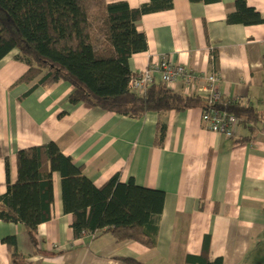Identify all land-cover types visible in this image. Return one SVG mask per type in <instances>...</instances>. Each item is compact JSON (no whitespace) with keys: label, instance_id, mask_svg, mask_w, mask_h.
<instances>
[{"label":"crops","instance_id":"crops-1","mask_svg":"<svg viewBox=\"0 0 264 264\" xmlns=\"http://www.w3.org/2000/svg\"><path fill=\"white\" fill-rule=\"evenodd\" d=\"M108 1L132 8L154 3ZM235 1L173 0L171 9L143 15L137 28L148 48L129 60L132 73L165 57L200 74L216 72L221 103L258 113L254 123L238 118L230 137L206 129L202 108L132 117L73 105L74 87L63 81L24 97L34 84H14L28 66L16 59L17 50L0 62V195L7 191L8 163L10 182L18 179V152L51 142L98 188L117 175L120 183L133 180L165 194L151 224L156 230L148 233L151 247L111 233L76 238L55 172L52 219L38 227L37 248L22 223L0 219V264H14L12 247L3 242L9 237L17 238L18 264H203L217 258L245 264L264 250V23L230 22ZM247 4L264 18V0ZM154 79L164 84L159 73ZM169 88L188 95L182 81ZM159 125L166 127L162 145Z\"/></svg>","mask_w":264,"mask_h":264},{"label":"trees","instance_id":"trees-1","mask_svg":"<svg viewBox=\"0 0 264 264\" xmlns=\"http://www.w3.org/2000/svg\"><path fill=\"white\" fill-rule=\"evenodd\" d=\"M172 7L173 0H154L140 8L108 0H0V62L13 51L19 52L16 59L28 70L14 86L34 84L24 97L63 81L74 87L69 96L71 104L84 103L124 116L203 109V97L172 91L165 84L153 83L144 93L129 88V60L148 48L137 23L145 14ZM235 7L230 22L248 26L264 23L247 0H236ZM219 108L247 123L257 120L258 113L252 108L223 102ZM165 135L166 127L159 125L158 144H163ZM7 166L8 186L0 195V219L22 223L36 248L38 227L52 219L55 172L62 177L64 208L74 216L76 238L91 232L111 233L120 241L132 239L153 246L148 233L155 232L151 224L163 211V192L138 187L133 180L120 183L117 175L98 188L84 176L83 168L53 142L18 152L15 183L9 180V163ZM3 242L12 247L14 264H18L21 256L16 252L17 238ZM123 260L142 264L134 259ZM203 264H223V259H207Z\"/></svg>","mask_w":264,"mask_h":264},{"label":"built area","instance_id":"built-area-1","mask_svg":"<svg viewBox=\"0 0 264 264\" xmlns=\"http://www.w3.org/2000/svg\"><path fill=\"white\" fill-rule=\"evenodd\" d=\"M159 73L163 83L169 88L178 81H182L187 94H196L206 99V107L202 109V121L208 131L230 137L232 128L238 122V118L219 108L222 94L219 90L220 77L213 74H200L194 69L174 63L168 57L159 63H153L141 72L132 73L129 88L133 91L144 93L153 83L155 74ZM201 86L198 88V83Z\"/></svg>","mask_w":264,"mask_h":264},{"label":"rangeland","instance_id":"rangeland-1","mask_svg":"<svg viewBox=\"0 0 264 264\" xmlns=\"http://www.w3.org/2000/svg\"><path fill=\"white\" fill-rule=\"evenodd\" d=\"M15 53H19V52L15 51ZM245 264H264V250L259 249L254 251L251 258L248 261H246Z\"/></svg>","mask_w":264,"mask_h":264}]
</instances>
